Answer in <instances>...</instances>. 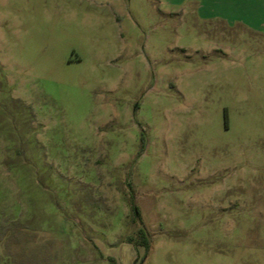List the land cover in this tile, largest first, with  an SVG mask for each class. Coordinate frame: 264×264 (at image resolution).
I'll list each match as a JSON object with an SVG mask.
<instances>
[{"label": "rangeland", "instance_id": "obj_1", "mask_svg": "<svg viewBox=\"0 0 264 264\" xmlns=\"http://www.w3.org/2000/svg\"><path fill=\"white\" fill-rule=\"evenodd\" d=\"M165 1L0 0V264H264V31Z\"/></svg>", "mask_w": 264, "mask_h": 264}, {"label": "crops", "instance_id": "obj_2", "mask_svg": "<svg viewBox=\"0 0 264 264\" xmlns=\"http://www.w3.org/2000/svg\"><path fill=\"white\" fill-rule=\"evenodd\" d=\"M202 19L221 21L228 26L264 31V0H192ZM184 0H166L165 5L178 6Z\"/></svg>", "mask_w": 264, "mask_h": 264}, {"label": "trees", "instance_id": "obj_3", "mask_svg": "<svg viewBox=\"0 0 264 264\" xmlns=\"http://www.w3.org/2000/svg\"><path fill=\"white\" fill-rule=\"evenodd\" d=\"M138 237L139 240L137 241L136 246L142 245L144 246L145 251H147L149 249V239L146 232L143 229H139ZM129 241L131 242V239Z\"/></svg>", "mask_w": 264, "mask_h": 264}]
</instances>
